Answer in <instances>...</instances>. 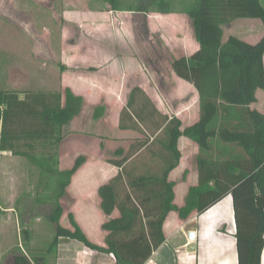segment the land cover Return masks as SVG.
I'll list each match as a JSON object with an SVG mask.
<instances>
[{
	"label": "trees",
	"instance_id": "16d2710c",
	"mask_svg": "<svg viewBox=\"0 0 264 264\" xmlns=\"http://www.w3.org/2000/svg\"><path fill=\"white\" fill-rule=\"evenodd\" d=\"M96 3L114 12L182 14L189 18L200 49L190 57L175 58L172 68L197 89L201 115L196 124L185 129L176 119L166 128L171 136L166 149L173 161L161 178H141L134 185L129 182L134 195L127 194L121 201V175L99 189L102 211L110 216L117 208L121 214L104 225L110 231L104 248L90 242L72 213L68 214V221L73 229L61 225L65 215L62 200L85 159L81 157L72 168L60 170L59 147L64 126L82 113L84 99L66 89L62 106L59 92H27L21 100L19 91H0V153L32 157L37 163V156L44 157L49 164L47 172L57 180L54 194L44 203L52 206L46 216L55 231L51 250L65 237L78 240L91 250L113 253L118 264H145L165 241L163 225L170 212H177L186 221L231 195L238 262L262 264L264 115L250 106L257 102V91L264 90V36L255 45L235 36L225 41L224 27L238 19H258L264 26L263 4L260 0H180L181 8L176 9L167 0H142L140 6L124 8L123 0H92L90 9L95 10ZM144 27L147 29V22ZM181 137L196 143L201 153L199 183L189 189L184 205L178 207L174 204V183L168 182V175L180 162ZM214 140L228 146L215 151ZM215 152L221 157L215 158ZM122 162H117L118 167ZM135 189L146 193L142 199ZM138 222H142L141 235H129L132 230L137 231ZM11 259L13 264H33L23 254H13Z\"/></svg>",
	"mask_w": 264,
	"mask_h": 264
},
{
	"label": "crops",
	"instance_id": "0c3cea01",
	"mask_svg": "<svg viewBox=\"0 0 264 264\" xmlns=\"http://www.w3.org/2000/svg\"><path fill=\"white\" fill-rule=\"evenodd\" d=\"M158 16V23L163 21L168 27L153 26L151 32L161 35L172 54L178 51L182 53L181 57H190L199 51L200 45L186 15ZM184 21L190 23L191 31L179 38L183 31L179 23ZM118 33L120 36L113 44L70 45L71 51L78 53L72 54L68 62L56 63L54 72L59 80V89L55 92L62 94V106L66 89L85 101L82 113L64 126L59 147L60 170L72 168L81 157L85 159L62 200L65 215L61 225L73 229L70 222H63L66 209H69L90 242L104 248L110 234L104 225L121 214L117 208L110 216L102 211L99 189L121 175L119 184L122 186L118 185L121 201L127 194L134 195L129 182L134 185L141 178H161L173 161L166 149L171 138L166 128L176 119L182 124L181 129H185L196 124L201 115L197 89L178 77L172 68L176 57L172 55L170 58L167 76L157 71L149 72L137 43ZM170 33L174 36L171 42L170 38H165ZM230 36L255 45L264 36V26L258 19H238L224 27V40ZM46 69V64L38 66V81L47 73ZM42 84L45 86L39 90L45 91L47 82ZM25 93L20 92L21 100ZM256 97L257 102L250 109L264 115V90H258ZM213 143L215 151L217 147L228 146L221 140ZM178 149L180 162L169 173L168 182L174 183V204L182 207L189 189L199 183L198 157L201 150L186 137L179 139ZM0 156L13 157L11 152H1ZM213 156L221 157L216 152ZM117 162H122V166L118 167ZM155 187L162 189V186ZM135 194L142 199L146 193L135 189ZM67 200H70L69 204ZM141 229L142 222H138L137 231L134 229L129 235L139 236ZM236 232L231 195L205 213L194 214L186 221L172 211L163 225L165 241L145 264H239ZM191 233L195 234L194 238H190ZM54 238L39 264H48L50 257H53V264H118L113 253L91 250L75 239L61 237L51 250ZM26 245L33 247V240L28 239Z\"/></svg>",
	"mask_w": 264,
	"mask_h": 264
},
{
	"label": "rangeland",
	"instance_id": "374dc122",
	"mask_svg": "<svg viewBox=\"0 0 264 264\" xmlns=\"http://www.w3.org/2000/svg\"><path fill=\"white\" fill-rule=\"evenodd\" d=\"M167 1L173 8H181L180 0ZM91 2L0 0V91L54 93L59 89L55 64L68 62L72 54L78 53L71 51L70 45L113 44L120 36L118 32L137 43L149 72L166 76L170 73V58H179L182 53L172 54L161 35L151 32L153 26L168 27L163 21L158 23V14L114 12L97 3L92 10ZM141 3L142 0H123L122 7L134 8ZM179 25L183 30L179 38L191 31L187 21ZM165 38L171 42L174 36L170 33ZM43 64L47 73L38 81L36 71ZM46 82L47 89L40 91ZM37 158L39 163L32 157L0 156V264H13V254H23L39 264L55 236L53 224L46 220L52 206L44 203L54 194L57 180L47 172V160ZM66 210L63 222H69V209ZM28 239L33 240V247L26 245ZM47 263L53 264V257Z\"/></svg>",
	"mask_w": 264,
	"mask_h": 264
},
{
	"label": "water",
	"instance_id": "95a60500",
	"mask_svg": "<svg viewBox=\"0 0 264 264\" xmlns=\"http://www.w3.org/2000/svg\"><path fill=\"white\" fill-rule=\"evenodd\" d=\"M195 237V234L194 233H191L190 234V238H194Z\"/></svg>",
	"mask_w": 264,
	"mask_h": 264
}]
</instances>
